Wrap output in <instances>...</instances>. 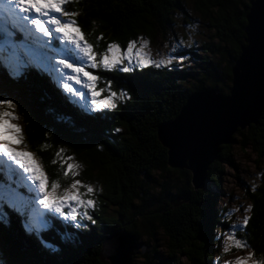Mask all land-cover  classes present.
<instances>
[{"label":"trees","instance_id":"trees-1","mask_svg":"<svg viewBox=\"0 0 264 264\" xmlns=\"http://www.w3.org/2000/svg\"><path fill=\"white\" fill-rule=\"evenodd\" d=\"M185 1L67 0L63 7L75 15L64 17L75 21L94 49L108 43L124 48L143 36L153 40L157 32H173L180 23L196 21L211 31L202 45L203 73L188 75L194 81L191 88L182 85L188 72L166 66L134 67L130 73L119 71L118 66L90 69L101 80L97 85L101 97L110 91L119 95L114 97L116 107L108 109H91L70 90L63 91L57 85L61 78L49 66L28 60L22 51L21 39L32 46L36 39L27 32L22 35L19 23L11 24L10 34L8 28L2 29L0 17V40L10 37L19 44L8 53L0 52V100L13 102L24 122L26 144L38 156L48 181L62 187L78 178L91 186L96 201L88 211L90 219H80L77 228L61 215L38 209L30 188L13 175L8 186L25 201H14L10 208L1 202L6 211L0 221L2 264H109L101 257L104 241L121 229L135 237L143 264H152L148 252L142 251L143 236L148 242L158 230L167 238L169 261L164 264L181 255L190 264H211L218 240L213 239V226L220 233L229 226L228 220L220 209H213L215 191L196 189L190 170L167 164V149L158 138L157 126L174 119L194 91L214 88L228 94L252 0H188L191 10ZM52 38L51 43L57 44L56 36ZM58 48L64 47L58 43ZM7 55L16 68L4 58ZM257 125L261 128L253 139L264 153V110ZM70 152L76 159L71 169ZM230 153L231 144L221 146L209 166L207 180L215 186L220 184L223 165L232 164ZM249 199L250 217L238 235L264 264V175ZM109 206L115 207L114 213L108 212ZM37 218L41 223L34 225ZM22 225L28 229L23 231ZM135 256L131 264H137ZM222 256L217 255L216 262Z\"/></svg>","mask_w":264,"mask_h":264},{"label":"rangeland","instance_id":"rangeland-1","mask_svg":"<svg viewBox=\"0 0 264 264\" xmlns=\"http://www.w3.org/2000/svg\"><path fill=\"white\" fill-rule=\"evenodd\" d=\"M185 6L187 9H190V1H185ZM13 9L12 14H7L9 11L8 0H0V13L5 15L7 24L12 20V23L16 21L24 24L26 29L30 31L34 37H39L41 42H38L37 45L31 46L25 45L23 41H20L22 51L26 54L28 60H35L39 65H47L52 69V71L61 78V82L63 85L65 83L68 84V88L73 94V96L80 103H85L91 109H98L96 105L93 103V100L98 103L100 100L112 99L115 102L114 97H119L116 91H110L108 96L101 97L102 90L97 88L98 83L101 82L96 72L91 71L97 66L105 67L101 61L107 55L109 58L111 57V53L108 51V46L115 43H108L103 45V48L100 47L95 48L87 41L79 27L74 25L79 29V32H73V39L69 40L68 38H64L62 34L56 33L54 31V26L48 25L46 23V17H37L36 13H30L29 15L32 18H40L42 22H45V28L50 30V35L48 37H44L42 33H37L35 27L30 25L27 21L23 20L24 13H20L19 9L15 7V5L11 6ZM5 10V11H4ZM10 12V11H9ZM50 15L56 16L63 22L72 21L70 18H65L59 13H50ZM180 23L179 26L175 27V31L165 30L164 32H157L155 38L150 40L145 36L141 37L140 40L134 44H131V49H129V45L122 48L119 45L117 46L116 55L121 57L119 68L124 66L140 67L138 61L140 59H144L145 61L151 60V64L153 66H166L175 70H184L186 74V80L182 82L184 87L191 88L193 84V77L188 76L190 73H203L202 65L206 66L203 62L204 55H206L202 45L209 40L211 37V31L209 29L203 27L196 21L190 23V25H182ZM5 26V25H4ZM22 26V25H21ZM7 27V26H5ZM23 27V26H22ZM71 31V30H70ZM10 34L12 32L9 31ZM53 35L56 36L57 44H51V39H53ZM80 40V46L83 47L84 44H87L91 50L93 55V59L89 61L87 57L77 48L74 40L76 38ZM50 40V41H49ZM48 42V43H47ZM50 42V43H49ZM58 43L60 46L64 47L63 49L58 48ZM15 48L19 44L15 43V41L6 37L4 42L0 41V52L5 54L8 53V47ZM40 46L44 48H39ZM39 48V50H36ZM71 50L75 54L74 59L66 58L68 50ZM189 50H192L191 52ZM127 53V55H125ZM176 53H182L183 59L181 60ZM211 55L209 54V57ZM5 59L12 64L14 68L17 67L15 61L11 58L12 56H5ZM214 58V57H211ZM64 60L66 64H72L73 67L82 68L83 71L77 76L76 73L72 72L71 68H64L60 61ZM167 61V63H163ZM95 64V67L92 65ZM83 72H87L89 76L94 77L92 81H89L87 77L83 75ZM72 75L76 77L74 80H67V76ZM89 84L92 87H89ZM57 85H61V83L57 80ZM64 87V86H61ZM62 90V89H61ZM63 91L65 89L63 88ZM95 91L98 95L94 98L92 93ZM123 95H121L122 97ZM0 111H7L12 114V117L9 119V123L12 125H16L19 128V133H13L9 131L7 136H5L4 125L0 124V149L3 147H8L10 149V154L5 156L3 151H0V171L3 169L11 170V172L15 171L17 173L18 178L25 179L28 181L30 186L34 189L32 190V195L36 197L35 204L39 208H43L48 210L50 213L55 214L56 216L61 215V218L64 217L66 221L74 224L76 227L79 226L80 219H86L85 216H89V210L95 207L96 201L92 197V191L89 192L88 188H91L90 185L82 184L80 179L76 178L75 180L70 181L66 185L62 187H56V189H52V184L48 181L47 175L44 172L43 165L40 162L38 156L31 151L25 141L26 131L24 122L21 116L18 114L16 109L7 105L0 106ZM260 118V117H259ZM258 118V120H259ZM257 124V123H256ZM256 124H251L244 129H238V131L234 134L236 137V141L233 140L231 143V153L230 157L232 159V164L223 165V170L220 173V184L218 186L213 185L208 180L203 181V189H211L217 193V197L215 199V203L213 204V209L221 210L223 219H227L229 226L225 227L222 232L219 233L218 226H213V239L217 242L215 243V253L211 256V264H236L237 259L241 261H245V258L248 257L249 253H252V250L247 247H238L237 241H243L239 237V233L245 230L244 218L247 217L249 219L251 213V202L249 199V194L257 187L262 184V178L264 175V153L260 151V144L254 141V134H258L261 126ZM254 127V128H253ZM19 137L20 143H16V137ZM8 141V143H4V141ZM11 151L16 152H25L29 155L18 157V159L29 168V171H25L24 167H21V163H17L11 156ZM71 156H67L69 160V164H76V159L73 156L72 152H70ZM33 172L37 174L43 173V178L45 180V188L46 191L52 192L56 199H63V193L65 191H71L72 185L78 183L79 187L76 189L80 193V197L87 201H93V206L91 208L76 205L69 201H65V207L61 209L60 213H56L54 209L46 208L39 202V191H38V181L33 178ZM11 177V173H9ZM85 188H83L84 186ZM92 189V188H91ZM11 196L9 200L6 198H2V196ZM90 195V197H89ZM14 198L18 199L14 196V194L9 190H1L0 191V221H4L5 219V210L2 207L1 202L8 208L12 206L14 203ZM56 199L49 197L48 203H55ZM72 207H75L77 211L73 214ZM115 207L109 206L108 212L114 213ZM2 210V211H1ZM35 212H32V214ZM71 214V215H70ZM74 217V218H73ZM40 220L37 219L36 222ZM248 223V222H247ZM239 226V227H238ZM78 228V227H77ZM28 227L22 225V230H27ZM142 239V238H141ZM144 248L142 251L148 252L149 260L152 264H164L169 261V253L167 249V238L161 230H158V234H156L155 238L148 239L143 236L142 239ZM244 242V241H243ZM245 243V242H244ZM137 250H134L133 255L134 261L137 264H143V259L138 257L140 251V246L136 245ZM155 249V250H154ZM155 252H152V251ZM136 251V252H135ZM222 253V254H221ZM223 255L219 261L216 262V256ZM258 262L252 254V259L247 260L246 264H253V262ZM147 262V263H148ZM0 264H2V260L0 258ZM171 264H190V261L181 255L175 259L171 260Z\"/></svg>","mask_w":264,"mask_h":264},{"label":"water","instance_id":"water-1","mask_svg":"<svg viewBox=\"0 0 264 264\" xmlns=\"http://www.w3.org/2000/svg\"><path fill=\"white\" fill-rule=\"evenodd\" d=\"M245 18L244 45L231 68L228 94L214 88L194 91L174 119L157 126L158 138L167 149V164L190 170L196 189L203 187L221 146L231 144L238 129L258 123L264 110V0H252ZM178 126L184 130L180 141L165 135ZM115 236L123 239L119 250L110 245ZM136 245L132 234L117 230L107 235L101 257L109 264H131Z\"/></svg>","mask_w":264,"mask_h":264},{"label":"snow or ice","instance_id":"snow-or-ice-1","mask_svg":"<svg viewBox=\"0 0 264 264\" xmlns=\"http://www.w3.org/2000/svg\"><path fill=\"white\" fill-rule=\"evenodd\" d=\"M67 0H8L9 5V11L10 13L13 12L12 5H15L16 8L19 9L20 13H24L23 20L27 21L30 25L35 27V30L37 33H42L44 37H48L50 35V30L45 28V22H42L40 18H32L29 14L30 13H36L37 17H46V23L48 25L54 26V31L56 33L62 34L64 38H68L69 40L73 39L72 33L73 32H79V29L76 28L75 21H68L63 22L60 19H58L56 16L50 15V13H59L62 16H70L75 15L74 13H71L67 11L63 6L66 5ZM71 30V31H70ZM74 42L76 43L77 48L87 57L89 61L93 59V55L91 53V50L87 44H84L83 47L80 46V40L77 37ZM131 44L129 45V49H131ZM108 51L111 53V57L105 56L101 63L105 65L106 68H112L114 66L119 65L121 57L116 55L117 46L115 44H111L108 46ZM127 55V53L125 54ZM176 55L182 60L183 54L182 53H176ZM66 58L74 59L75 54L69 49L67 52ZM140 67H147L152 62L151 60L145 61L144 59H140L138 61ZM163 63H167V61H164ZM60 64L63 65L64 68H71L72 72L76 73L77 76L83 71L82 68H76L73 67L72 64H66L64 63V60L60 61ZM96 65L93 64L92 67H95ZM119 71L124 73H130L133 71V68L130 66H124L118 68ZM83 75L88 78L89 81H92L94 77L89 76L87 72H83ZM76 79V77L72 75L67 76V80L71 81ZM64 89L67 91L69 90L68 84L65 83ZM89 87L91 88L92 85L89 84ZM93 97L95 98L98 94L93 91L92 93ZM11 100H0V106L7 105L8 107L12 106ZM93 103L96 105V108L98 109H108V108H115L116 104L113 102L112 99L107 100H100L98 103L93 100ZM12 117V114L7 111H0V124L4 125V132L5 136H7V133L9 131L18 134L19 128L16 125L10 124L8 121ZM165 135H170L173 137L176 141H180L181 138L184 135V130L181 127H176L172 130H166ZM17 144L20 143V139L17 136L16 141ZM4 143H8V141H4ZM0 151H3L5 156H8L10 154V149L8 147H3L0 149ZM28 153L25 152H16L11 151V156L14 160L17 161V163H21V161L18 159V157L27 156ZM21 167L25 168V171H29V168L21 163ZM73 165L69 164L68 168L71 169ZM33 178L38 181V191H39V202L46 208L54 209L56 213L63 214L61 212V209L65 207V201H69L76 205H82L88 208H91L93 206V201L91 200H83L80 197V193L76 191V189L79 187V184H73L72 190L65 191L63 193V199H56L52 192L46 191L45 188V180L43 178V173L37 174L36 172H33ZM57 185L55 183L52 184V189H56ZM88 191L91 192L92 189L88 188ZM17 195H19L17 193ZM49 197H52L53 199H56L55 203H48ZM77 211L75 207H72V213L74 214ZM71 215V214H70ZM74 218V217H73ZM85 218L90 219V216H85ZM248 222V218H244V224L246 225ZM239 227V226H238ZM110 245L113 250H119L123 245V239L119 236H115L110 239ZM238 247H247V245L243 241H237ZM252 259V253H249L248 257L245 258V261H241L240 259H237L236 264H246L247 260Z\"/></svg>","mask_w":264,"mask_h":264},{"label":"clouds","instance_id":"clouds-1","mask_svg":"<svg viewBox=\"0 0 264 264\" xmlns=\"http://www.w3.org/2000/svg\"><path fill=\"white\" fill-rule=\"evenodd\" d=\"M253 264H258V262H255V261H254Z\"/></svg>","mask_w":264,"mask_h":264},{"label":"bare ground","instance_id":"bare-ground-1","mask_svg":"<svg viewBox=\"0 0 264 264\" xmlns=\"http://www.w3.org/2000/svg\"><path fill=\"white\" fill-rule=\"evenodd\" d=\"M150 66V65H149ZM136 249V248H135Z\"/></svg>","mask_w":264,"mask_h":264}]
</instances>
